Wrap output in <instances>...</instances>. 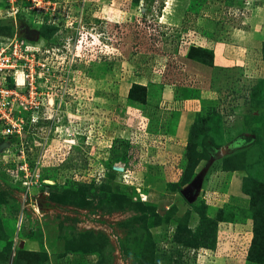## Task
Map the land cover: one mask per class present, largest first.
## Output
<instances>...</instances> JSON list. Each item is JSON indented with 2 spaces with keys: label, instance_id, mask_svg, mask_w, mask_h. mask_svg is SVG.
I'll use <instances>...</instances> for the list:
<instances>
[{
  "label": "rangeland",
  "instance_id": "rangeland-1",
  "mask_svg": "<svg viewBox=\"0 0 264 264\" xmlns=\"http://www.w3.org/2000/svg\"><path fill=\"white\" fill-rule=\"evenodd\" d=\"M32 1L0 0V34L15 19L58 28L23 37L45 65L32 61L33 95L51 118L16 157L29 188L0 160V264H168L176 230L212 248L197 264H264L263 55L242 82L190 74L186 57L235 29L264 32V0Z\"/></svg>",
  "mask_w": 264,
  "mask_h": 264
},
{
  "label": "built area",
  "instance_id": "built-area-1",
  "mask_svg": "<svg viewBox=\"0 0 264 264\" xmlns=\"http://www.w3.org/2000/svg\"><path fill=\"white\" fill-rule=\"evenodd\" d=\"M11 3L14 4V0H10ZM12 7L14 10L13 5ZM16 9L19 10L18 7ZM242 10L244 13L249 9ZM28 42L19 34L17 27L12 35L0 34V148L3 152L0 160H3V163L12 161V165L7 166L8 169H6V174L11 176L10 182L21 181L23 187L29 188L27 163H18L16 157L23 158L26 145L32 143V140L28 138V128L42 126L45 123L44 120H50L51 117L47 115L48 107L44 108L33 95L36 92L32 81V61L38 65L39 69L45 65L41 58L40 60L36 58L37 49L31 47ZM20 81L22 85H19ZM170 243L172 244L171 258L168 264L198 263L202 247L175 241Z\"/></svg>",
  "mask_w": 264,
  "mask_h": 264
},
{
  "label": "crops",
  "instance_id": "crops-1",
  "mask_svg": "<svg viewBox=\"0 0 264 264\" xmlns=\"http://www.w3.org/2000/svg\"><path fill=\"white\" fill-rule=\"evenodd\" d=\"M185 6L189 9L191 0L185 1ZM180 1V2H181ZM168 6L167 8H169ZM250 11H248L249 13ZM247 13V14H248ZM251 14V13H250ZM253 24V16L250 15L248 19ZM259 24H254L253 27L247 29H235L234 32L227 39L218 40H206L203 46L213 50V65L201 63L189 59V67L187 70L190 74H199L203 72L208 73L210 77L212 73L218 72L221 74L227 73L228 75L237 74L239 77H235L236 82H242L246 80L247 75L251 74L252 67L255 63V58L258 54H262V45L264 43V32L258 27ZM202 46V45H201ZM254 62V63H253ZM250 72V73H249ZM256 72V69L254 70ZM240 78H243L240 81ZM234 79V78H233ZM238 80V81H237ZM190 116L188 112H184L179 117V127L184 130L189 123Z\"/></svg>",
  "mask_w": 264,
  "mask_h": 264
},
{
  "label": "trees",
  "instance_id": "trees-1",
  "mask_svg": "<svg viewBox=\"0 0 264 264\" xmlns=\"http://www.w3.org/2000/svg\"><path fill=\"white\" fill-rule=\"evenodd\" d=\"M153 1V0H152ZM199 2H202V4L204 3V0H198ZM194 0H191V3H190V6L189 7H192L193 6V3ZM200 5V4H199ZM194 7V6H193ZM199 9H196V8H193V11L196 13ZM18 14H21V12H19ZM20 21V20H19ZM46 25H40L39 28V33H40V38L41 39H44L46 42L49 41L48 39H53L54 36L58 33V28L57 27H45ZM9 31V34L12 35L15 31H16V27H15V23L13 22L11 25H10V29H8ZM196 45H193V47L190 46L188 52H187V55L186 57L188 59H193V60H196L198 62H201V63H205V64H210V65H213V50L210 49V52H208L205 47H201V46H196V48H194ZM192 49H195L196 51H198L197 53L193 54L192 53ZM209 55V56H207ZM262 55H263V58H264V43L262 45ZM183 72V70H182ZM260 85H264V77L262 78V80L260 82H258L256 84V87L257 89L259 90L260 89ZM254 85L250 86V87H247L246 89H248L249 91V96L251 97V94L253 91V87ZM255 87V88H256ZM263 91V90H262ZM255 93V92H254ZM261 218V217H260ZM258 217V220L256 222V224L254 223V241H255V238L257 240V234L258 233H263L262 229H263V226H264V217L260 219ZM257 219V218H256ZM260 229V232H258V230ZM177 231V230H176ZM174 231V233H171V238H170V242L171 241H175V242H182L186 245H190V246H194V247H205V248H209V249H212L210 247H206V246H202V245H198V244H193L189 241H186L184 239H182L181 237H179L177 235V232ZM163 254V253H162ZM169 262V261H168Z\"/></svg>",
  "mask_w": 264,
  "mask_h": 264
},
{
  "label": "flooded vegetation",
  "instance_id": "flooded-vegetation-1",
  "mask_svg": "<svg viewBox=\"0 0 264 264\" xmlns=\"http://www.w3.org/2000/svg\"><path fill=\"white\" fill-rule=\"evenodd\" d=\"M27 2L33 4V1L32 0L31 1L30 0H27ZM31 4L29 5V7L32 6ZM33 7H34V5L32 6V8ZM14 12H16V14H18L21 11H19V10L16 9ZM21 14H22V12H21ZM13 15H15V13ZM14 23H15V27H17V31L19 32L20 35H22L25 38H29L31 40L38 39L37 37H38L39 34H38V32L37 33L35 32L36 31V28H34V27H40V25L37 26V25H32V23H22L21 21H19V20L17 21L16 19H15ZM40 40H42V41H44L46 43V41L44 39H41L40 38ZM57 43H59V39H58V42ZM53 103H54V101H53ZM60 119L61 118H59V120ZM44 122L45 123L43 125L47 124V120H44Z\"/></svg>",
  "mask_w": 264,
  "mask_h": 264
},
{
  "label": "water",
  "instance_id": "water-1",
  "mask_svg": "<svg viewBox=\"0 0 264 264\" xmlns=\"http://www.w3.org/2000/svg\"><path fill=\"white\" fill-rule=\"evenodd\" d=\"M225 148H229V145H226ZM225 148H223V151L225 150ZM201 185L202 179L198 176L187 187H185V189H183V195L186 197L187 200L192 201L198 194Z\"/></svg>",
  "mask_w": 264,
  "mask_h": 264
},
{
  "label": "bare ground",
  "instance_id": "bare-ground-1",
  "mask_svg": "<svg viewBox=\"0 0 264 264\" xmlns=\"http://www.w3.org/2000/svg\"><path fill=\"white\" fill-rule=\"evenodd\" d=\"M115 168H117V169H121L120 167H115Z\"/></svg>",
  "mask_w": 264,
  "mask_h": 264
}]
</instances>
